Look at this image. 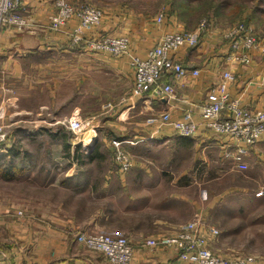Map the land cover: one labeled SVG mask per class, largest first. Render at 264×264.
<instances>
[{
	"label": "crops",
	"instance_id": "0c3cea01",
	"mask_svg": "<svg viewBox=\"0 0 264 264\" xmlns=\"http://www.w3.org/2000/svg\"><path fill=\"white\" fill-rule=\"evenodd\" d=\"M74 1L104 9L101 25L87 31V36L104 30L130 33V52L140 58L165 31L197 27L185 28L169 9L154 28L137 24L138 15L126 11L123 0ZM22 2L20 11L29 26L0 25V122L8 134L0 144V264H102L100 254L75 240L73 228L127 236L135 245L130 264H192L179 258L174 248L143 242L172 234L194 214L203 218L213 209L205 208L204 189L189 192L186 181L190 178L202 185L207 173L198 166L209 165L212 172L227 160L224 151L232 139L210 133L202 123L190 136L163 126L147 137L150 132L140 122L163 110L179 116L184 109H191L200 122V104L227 68L233 72L230 98L241 106L263 107L264 54L251 51L248 65L227 61L225 27L218 28L210 18L212 26L200 30L197 45L174 53L177 61L189 70L197 68L198 74L189 71L179 79L171 73L163 75L160 83L173 86L170 97L150 88L133 95L129 55L113 56L74 42L76 15L64 31L50 30L48 14L54 0ZM71 116L90 122L101 119L77 137L62 123ZM113 139L127 140L124 146L132 157L126 171L109 154ZM263 146L264 132L242 156ZM231 150L236 147L231 145ZM229 160L234 169L235 161ZM6 183L21 186L17 191ZM14 195L25 196V201H16ZM28 196H35V202H29ZM230 234L234 232L228 233L232 238ZM216 235L210 243L223 252L213 246L223 230Z\"/></svg>",
	"mask_w": 264,
	"mask_h": 264
},
{
	"label": "built area",
	"instance_id": "2783aa9c",
	"mask_svg": "<svg viewBox=\"0 0 264 264\" xmlns=\"http://www.w3.org/2000/svg\"><path fill=\"white\" fill-rule=\"evenodd\" d=\"M22 0H0V25L8 24L16 29H25L29 22L25 14L20 11ZM56 10L49 16V27L59 30L74 15L79 17V24L73 29V40H83L86 29L98 25L102 18L99 7L82 4L75 7L70 0H54ZM164 13H160L156 20L160 22ZM211 21L202 19L194 30L166 31L156 44L149 49L146 57L130 56V66L133 70L132 94L141 95L148 88L155 94L170 97L173 87L170 82L160 83L166 73H171L179 79L187 72L198 74L199 70L187 69L177 61L174 53L181 47L197 45L200 30L208 28ZM222 37L228 40L225 58L229 62L248 65L251 61V51L264 54V37L257 35L253 26L244 20H238L224 29ZM86 44L93 51L109 52L118 56L128 51L127 40L105 36L98 40H87ZM233 79V72L227 68L221 72L219 81L211 87L205 99L200 104V122L195 120L191 109H184L179 116H173L170 110L160 111L145 118L144 126L150 132L147 137L159 133L163 126H170L179 135H193L202 123L210 133L228 135L232 141L227 144L224 156L232 158L235 166L244 169L245 163L241 156L247 152V146L254 145L264 132V106L252 108L241 106L237 99L229 95V81ZM74 135L81 132L85 122L81 117L71 116L62 122ZM7 130L0 122V144L7 138ZM76 136V135H75ZM123 139H113L115 148L114 159L121 170L126 171L131 166V159L122 148ZM231 145L236 147L232 152ZM246 145V146H245ZM258 191L256 194H260ZM217 229L201 226V217L195 215L191 221L180 225L172 234H161L145 239L143 245L149 247L174 248L178 257L192 264H248L249 257H229L217 255L208 250V243ZM76 241L86 248L101 253L105 264H130L134 246L127 237L112 235L101 231L76 229Z\"/></svg>",
	"mask_w": 264,
	"mask_h": 264
},
{
	"label": "rangeland",
	"instance_id": "374dc122",
	"mask_svg": "<svg viewBox=\"0 0 264 264\" xmlns=\"http://www.w3.org/2000/svg\"><path fill=\"white\" fill-rule=\"evenodd\" d=\"M70 2L75 7H78L79 5L82 4H89L91 6L99 7L102 11V18L100 23L98 25L86 29L83 33V40L77 43L83 42L85 45H87L86 44L87 40H92V39L98 40L105 36L124 38L127 40L128 51L118 56L129 55L130 57L131 55H134L130 52V48H129L130 33L113 34L104 30V32L102 33L96 34L95 32L87 36V31L96 29V27H99L101 25L104 16V9L102 6L92 4L89 2L78 3L75 2L74 0H70ZM180 2L186 3L187 5L186 10H183L181 8ZM123 3L126 11L138 15L136 16L137 24L146 23L147 26L149 25L154 28L158 25H161L163 22V19L160 22H158L156 20V17L160 13H164L166 9H169L170 11L171 10L175 11V13L179 16L178 19L180 20V22L183 25H185V28H188L186 27V25H190V27H194L197 24L196 26H198L200 20L207 19L210 21L211 18L214 19L215 22L219 25L218 28L222 29L224 27L227 28L228 26H231L240 19L241 20L244 19L245 21H247V23L253 26V29L257 35H261V36L264 35V0H123ZM55 10L56 7L53 2V9L48 14L47 25L48 28L52 31L62 32L64 31L62 29L66 26L69 20L62 27V29L60 28L59 30H53L49 27V21H50L49 16ZM74 15H76V17L78 18V23H77L78 25L79 17L77 16V14ZM138 17H141V20H138L139 19ZM76 26H74L71 31L72 40H73V29ZM170 30L184 31V30H192V29L183 28V29H170ZM223 39L228 46L229 45L228 40L225 39L224 37ZM107 104H111V102L109 101L107 102ZM163 111H168V110H163ZM82 119L84 120L85 125L81 132L75 134L77 137L78 136L80 137L86 128H91L92 125H95L96 120L97 122L100 123L99 119H101V117L95 118L93 122L92 121L90 122L88 119L85 118ZM65 120L66 119H64L63 121ZM144 122H145V118L141 120L140 124L143 126ZM125 143L126 142L122 143L121 145L123 150L125 151L124 153H126L128 157L130 156L132 157V155L128 153L131 152L130 149L128 151V149L124 146ZM114 150L115 148L112 146V149L109 153L112 155V157H114L115 155ZM225 159L227 160L220 161L218 166H215L212 172L211 169H209V165L200 164L198 166V170H203V172L206 171L207 173V175H205L204 177L202 185L196 184V181L190 178L189 180L186 181L189 188V192L192 191L194 192L195 190H198L202 187L204 189L206 196L204 200L205 208H208V205H212L213 207V209L212 208L208 209L205 215L202 216L203 217L201 218L202 226L208 229L209 228L217 229L218 235L216 236H219L220 229L223 230V234H224L223 237H221L220 241L217 244L215 243L213 245L215 247L221 248V250L219 251H223V252H217L215 249H213L210 241L208 243V250L211 253L213 252L214 254L217 255L226 254L229 257H249L252 259L251 261H255L258 264H264V146L259 147L258 150L255 151L251 149V151L249 152V154H247V156H241V162L246 164L244 169L238 168L236 166L233 169L231 166L232 163L229 160V158H225ZM5 185L17 191L20 189L21 186L17 183L12 184V186L9 183H6ZM31 189L33 191L36 190L35 187ZM258 191H260L261 193L256 194ZM14 196L15 197L12 198L15 199L16 201H25L24 199L25 196H20V195H14ZM28 199L31 200L29 202L34 203L36 197L28 196ZM19 214H21L20 211ZM29 214L32 215L35 213L29 212ZM192 218L181 223L180 225L191 221ZM96 231H101L107 234H111L104 230H96ZM230 231L234 232V234H230L232 238L228 237V233ZM70 233L76 240V228H73V230H71ZM112 235H122V234H112ZM127 239L129 238L127 237ZM133 246L135 245L133 244ZM84 248L86 250L87 249L92 250L86 247ZM94 252H95L94 254H100L103 257L101 253L97 251ZM102 264H105L104 257Z\"/></svg>",
	"mask_w": 264,
	"mask_h": 264
},
{
	"label": "trees",
	"instance_id": "16d2710c",
	"mask_svg": "<svg viewBox=\"0 0 264 264\" xmlns=\"http://www.w3.org/2000/svg\"><path fill=\"white\" fill-rule=\"evenodd\" d=\"M180 6H181V8L183 9V10H186L187 8V5H186V3H184V2H180ZM185 6V7H184ZM183 16V15H182ZM247 22V21H246ZM187 27H190V25H186ZM71 132L70 131H67V135L68 134H70ZM78 154V153H77Z\"/></svg>",
	"mask_w": 264,
	"mask_h": 264
}]
</instances>
